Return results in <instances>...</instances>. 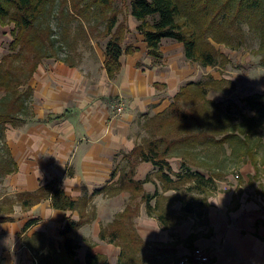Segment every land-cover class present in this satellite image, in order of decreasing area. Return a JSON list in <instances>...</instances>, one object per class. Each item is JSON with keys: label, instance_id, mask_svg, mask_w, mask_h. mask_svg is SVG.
<instances>
[{"label": "trees", "instance_id": "16d2710c", "mask_svg": "<svg viewBox=\"0 0 264 264\" xmlns=\"http://www.w3.org/2000/svg\"><path fill=\"white\" fill-rule=\"evenodd\" d=\"M56 1L0 0V24H14V39L10 43V52L3 55L0 60V184L7 175L18 170V164L6 139L8 124L23 123L26 119L34 117V88L30 80L44 57L57 56L56 52L50 49L55 45L54 40H51V31L49 33L51 26L42 22L46 11ZM115 1L91 0L85 6L86 10H81L83 18L87 17L85 19L89 20L94 18V28L98 29L100 24L105 26L103 30H97L96 34L107 39L104 64L112 78L121 71L120 57L124 53L133 54L139 49L134 44L124 46L129 15H133L139 22L137 29L144 37L149 56L163 58L164 52L161 49L163 39L174 38L184 44L186 57L202 66H225L230 60L227 55L217 50L214 42L236 47L245 37L241 24L247 23L250 29L260 35L261 41L257 53L261 54V64L264 66V0H130L127 4V14L122 20L114 8ZM60 59L70 65L80 64V61L74 62L70 58ZM221 81L231 83L227 78L221 80L212 74H207L202 79L183 84L170 105L148 121L159 128L167 118L169 120L193 118L190 107L196 103H201L205 107L210 103L206 94L210 87L217 86ZM247 100L253 109L258 108L257 113L262 115L261 119L264 122V93L248 96ZM63 116L64 114H60L55 117ZM51 117L50 115L46 120H51ZM180 125L183 128L179 131L178 138L168 140L167 134H161L159 138L150 139L146 144H136L130 152L125 153L123 157L125 164L118 182L96 188L92 193H89L85 187L82 196L78 199L69 196L58 180L45 183L33 191H21L14 196L4 195L0 199V221L12 220L11 214L17 204L27 210L45 199H50L52 207L56 209L78 211L79 218L76 219L72 215L66 217L65 224L60 230L63 240L59 243V248L55 244V239L43 231H35L23 237L35 254H39L46 247L50 249V253L38 255L40 264H56L62 257L71 264H82L78 257V249L82 241L79 228L96 219L95 196L103 194L109 197L128 190L132 193L130 202L111 223L102 227L100 238L121 246L119 264H129V262L131 264L134 261V252L137 253L138 250L140 253L143 252L144 258L147 260L150 258L155 264L177 263L181 260L174 246L177 242H149L138 233L135 223V218L141 209L138 197L142 195L141 201L146 202L148 213L156 216L166 228H169L175 222L174 210L169 208L173 200L182 201V209L185 213H196L207 218L209 196L218 189L219 176L215 170L204 167L208 164L204 161L198 162V157H195L193 152L198 154L203 149L209 155L211 148L217 149L215 147L220 146L219 149H225L227 142L232 147V153L240 156L243 162L250 158L258 171L260 168L257 158H254L255 149L252 150L248 144L241 147L233 146L234 142L245 141L253 130L251 127H245L244 123L231 120L227 125L228 131L224 130L223 125L214 124L210 127L207 123L188 125L184 122L176 124V129ZM207 130L212 132H206ZM238 133L247 136L241 138ZM161 145H164L163 149ZM173 146L178 148L173 151L175 149ZM170 154L181 155L183 160L179 170H175L169 162ZM141 161H152L155 164L154 175L160 180L164 190L174 189L179 193L182 187H186V183H192L187 190L190 193L203 194L202 198L199 197L201 203L196 205L195 200L198 197L192 195L187 197L186 194L172 195L170 202L166 203V195L158 189L154 194L147 193L144 183L153 180L152 175H148L143 180L134 178L136 167ZM202 167L210 170L209 176L202 172ZM241 193L240 188L234 194L230 210L239 207ZM153 199L155 204L151 202ZM203 206L205 210H202ZM37 220L38 218H32L27 221L22 232H27ZM197 237V233L191 234L186 239L188 246L192 247ZM88 241L90 247L84 264H110L106 254L92 252L95 242ZM164 255L171 257L164 260L162 258Z\"/></svg>", "mask_w": 264, "mask_h": 264}, {"label": "crops", "instance_id": "0c3cea01", "mask_svg": "<svg viewBox=\"0 0 264 264\" xmlns=\"http://www.w3.org/2000/svg\"><path fill=\"white\" fill-rule=\"evenodd\" d=\"M137 46L139 49L135 53H124L120 57L122 68L117 78L109 76L105 64L100 78L95 75L86 77L81 63L70 65L60 60L61 62L49 66H44L43 61L39 64L30 80L34 88V117L19 124L9 123L6 130L7 143L18 164V170L7 175L0 185L8 186L15 195L21 191L36 190L45 183L58 180L69 196L78 199L85 187L92 193L96 188L118 182L125 164L124 154L137 144L134 131L140 117L149 110L157 114L170 105L183 85L172 76L189 75L195 71L192 66H177L172 72L169 68L165 70V67L161 69L150 65L147 69L149 74L146 75L138 70L131 57L145 50L147 57L152 56L147 54L145 41L143 46ZM162 51L164 52L163 49ZM127 58L128 65L125 64ZM191 80L195 79L192 77L187 82ZM161 84L166 85L164 90L158 89ZM115 100L122 104V111H115L110 106ZM45 112L49 115L45 116ZM60 114L64 116L55 117ZM50 115L52 119L46 120ZM34 119L41 122L34 125ZM170 163L175 170H179L181 159L174 158ZM155 171L156 166L152 161H141L136 167L134 178L143 180ZM243 177L246 179V176ZM249 186L243 187L237 209L230 210L234 194L238 190V183L233 179L220 184L222 189L209 199L206 227L213 228L216 233L225 232L228 235L227 245L234 249L233 256L228 258L229 263H264V194L257 198L254 195L255 188ZM144 188L150 194H154L157 189L162 191L161 182L156 177L153 181L145 182ZM131 198L132 193L128 190L109 197L103 194L95 196L97 217L79 228L82 247L78 256H86L85 241L90 240L95 242L92 252L106 254L110 264L118 262L121 248L100 239V233L103 226L111 223L126 208ZM141 200L142 195L138 197L141 209L135 223L138 233L145 241L166 243L188 237L193 232L201 234L205 230V226L199 224L190 227L187 233L183 229L182 232L181 223L187 219L194 220L192 215L179 221L173 228H166L156 216L148 213L146 202ZM151 202L155 204V199ZM179 204L176 203L175 207L180 208ZM11 215L12 220L0 221V264H23L24 259L27 261L31 258L34 252L25 243L23 236L35 231H43L53 237L59 248L63 236L48 229L54 225L51 221L64 218L65 224L66 217L70 215L79 218L78 211L52 207L50 199L27 210L17 204ZM35 217H43L47 224L43 228L38 226L32 229L31 233L29 229L33 225L27 230L28 233L22 232L27 221ZM244 229L253 231L250 238H240L239 231ZM198 238L194 244L207 245L204 237ZM179 252L184 253L181 249Z\"/></svg>", "mask_w": 264, "mask_h": 264}, {"label": "rangeland", "instance_id": "374dc122", "mask_svg": "<svg viewBox=\"0 0 264 264\" xmlns=\"http://www.w3.org/2000/svg\"><path fill=\"white\" fill-rule=\"evenodd\" d=\"M90 1L91 0H57L54 5H51L48 8L42 22L47 26H51L49 33L51 31V40H54L55 45L50 49L56 52L55 54L57 56L44 57L42 59V64L44 66L59 63L61 62L60 58H70L74 62L80 61V66L86 77L90 78L95 75L96 77L100 78L104 73L103 62L107 39L101 38L98 34H96V32L97 30H103L105 26L104 24H100L98 29H96L93 27V17L91 20H89L85 19L87 17L83 18L84 16L81 15V10H86L85 6ZM128 2H130V0H116L114 3V8L116 11H118V15L121 20L127 14ZM138 23V20L133 15H129L127 20L128 32L124 41V46L129 44H138L143 46L144 37L137 29ZM241 26L243 28L245 37L236 47L232 48L231 46H227L224 43L214 42L217 50L227 55L230 60L225 66H199L198 63L192 62L186 57L184 44L174 38H164L162 41L161 48L165 52V56L163 58L147 57L145 55L146 50L131 57L138 70L143 71L146 75L149 74V70L147 69L150 68V65L159 66L161 69H164L165 67V70H168L169 68L172 72H174L177 66H192L195 71L191 74H179L178 77L172 76V78L176 79L179 84H185L192 77L195 80L202 79L207 74H212L217 79L223 80V78H227V80L229 79L231 81V83H225L224 81H221L217 86L210 87L206 94V98L210 103H207L205 107H203L201 103H196V105H192L190 107V111L194 115L195 119L194 117L189 120H175V118H172L170 119L172 121L171 123V121L167 118L164 120V123L159 126V128H156L155 126L151 125L152 122L148 121L149 118L156 115V113H152V110H149L140 117V120L138 121L134 131L137 144H146L148 140L157 139L161 134H167L166 138L168 140L171 138H178L179 131L181 128H183V126L180 125L176 129V124L178 125L179 122H184L188 125L194 123H207L210 127H213L214 124L223 125L225 131H228L227 125L231 120L238 123H244L245 127H251L253 130L248 136L238 133L241 138L245 136H247V138L245 141L234 142L233 146L241 147L242 145L248 144L252 150L255 149L256 155L254 158H257L258 166L260 167L259 171L256 169V166L250 158L243 162L240 156L233 154L231 150L232 147H230L229 143L227 142L225 144V149H219L220 146L215 147L217 149L211 148L209 155H207L203 149L198 154L193 152L194 156L198 157V162L204 161L206 164H208V166L206 165L204 167L213 168L215 173L219 176V179H217L218 189L209 196V199L211 196L217 193L218 190L222 189L220 188V184L222 185V183L224 184V181H230L232 179L238 183V189H243V187L249 185V187H254V195L257 198L263 195L262 192H264V122L261 119L262 115L257 113L258 108L256 107V109H253L251 107L252 105H250L247 100L248 96L257 93H264V66L261 64V54L257 53V50L260 47L261 39L260 35L254 30L250 29L247 23H243ZM13 29V23H8L7 25L0 24V60L3 55L10 52V43L14 39ZM125 64H129L128 58ZM165 88V84L158 86V89L160 90H164ZM170 101H172L171 98ZM119 105L122 104H118L117 100H115L113 103H110V106L113 108V110H118V112ZM112 114L114 115L115 113ZM44 115L46 116L49 114L45 112ZM34 120V122H36L34 125H37L38 122H41L38 119ZM216 120H218L217 123H215ZM206 132H212V130H207ZM161 147L163 149L164 145H161ZM173 148H175L173 150L175 151L178 147L173 146ZM169 156V162L174 158H180L181 162L183 160L180 154H170ZM204 167L201 168L203 170L202 172L209 176L210 173L208 171L210 170ZM154 174L155 173L151 174L153 180L156 177ZM243 175L246 176V179L243 177ZM244 182H247V184ZM191 184L192 183H186V187H182L179 193H176L174 189L164 190L161 184L162 191L160 192L166 195V203L170 202V197H172V195L186 194L185 196L187 197L191 195L197 196L198 199L195 200V203L196 205L200 204V198H202L204 195L195 192L190 193V191L187 190V187ZM6 193L8 195L11 194V196L14 195V193L10 192L8 186L4 184L0 185V199L6 195ZM176 203H180V208L175 207ZM182 206L183 204L181 200H173L171 207L169 206L171 210H174V216L176 219H174V224H172V226L169 228H173L179 221L186 219L188 215H192L194 220H185V222L181 223L182 225L180 228L181 230L183 229L185 233H187L190 231V227H196L199 226V224L205 226V230L203 232L204 234H197L199 238H205L204 243L207 245H197L193 243L192 247L188 246L186 239L195 232L191 233L188 237H184L183 239L180 238V240L166 242H177L175 243L176 245H172L177 248L180 259H185L186 257L190 258V260L185 264H193L191 259L192 253L196 247L202 246L203 250L210 255L211 262L209 264H234L233 262L229 263L228 261V258L232 257L234 252L233 247H229L227 245L228 235L225 232L216 233L214 232L213 228L209 229L206 227L208 218L196 213L187 214L183 211ZM205 209V206H203L202 210ZM208 209L209 206L207 207V212ZM45 220L46 219L43 217H39L37 222L29 229V233H31L30 231H32V229L37 228L38 226L43 228L44 225L47 224L45 223ZM51 222L54 225H52V228L48 229H50V231L53 230L54 233L59 235L60 230L64 225V218H57ZM183 230L182 232H184ZM252 232L253 231L251 229L241 230L239 231L240 238L248 239L251 237ZM86 241L84 247L88 251L90 246L89 241ZM119 247L121 248V246ZM179 249L184 251V253H180ZM41 253L48 254L50 253V249L47 247V249H44L43 252L40 251L39 254ZM39 254L32 253V257L27 261L24 259L23 264H40V257L38 256ZM78 257L81 260V263L84 264L86 256L83 255ZM169 257L171 256L167 257L164 255L162 258L166 260ZM133 259L134 261L131 264H155L150 258L148 260L144 258L143 252L140 253L139 250L137 253L134 252ZM117 261L118 262H115V264H119V258ZM56 264H71V262L62 257L59 258V261H57ZM175 264H181V260Z\"/></svg>", "mask_w": 264, "mask_h": 264}, {"label": "built area", "instance_id": "2783aa9c", "mask_svg": "<svg viewBox=\"0 0 264 264\" xmlns=\"http://www.w3.org/2000/svg\"><path fill=\"white\" fill-rule=\"evenodd\" d=\"M119 112L123 110V106L119 105ZM193 264H209L211 262L210 255L206 253L202 247H196L191 256ZM190 258L181 259V264H185Z\"/></svg>", "mask_w": 264, "mask_h": 264}]
</instances>
